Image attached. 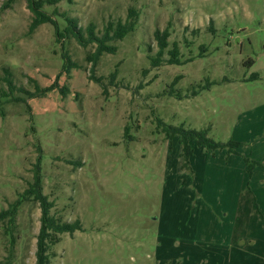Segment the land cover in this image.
Masks as SVG:
<instances>
[{"label": "rangeland", "instance_id": "374dc122", "mask_svg": "<svg viewBox=\"0 0 264 264\" xmlns=\"http://www.w3.org/2000/svg\"><path fill=\"white\" fill-rule=\"evenodd\" d=\"M8 0H0L1 6ZM136 12L91 72L95 45L58 43L46 23L32 34L26 0L0 10V90L8 69L21 102L0 114V209L35 172L61 221L49 264H264V0H61L45 6L89 24ZM58 29L66 22L56 17ZM170 35L163 62L155 30ZM176 43L179 64L168 51ZM68 55L75 67L63 71ZM191 60V61H189ZM100 78L96 82L91 77ZM43 95L27 97L16 88ZM66 88V94L61 93ZM205 131L217 149L182 154L172 129ZM231 143H238L232 145ZM0 264H35L40 208L23 202Z\"/></svg>", "mask_w": 264, "mask_h": 264}, {"label": "trees", "instance_id": "16d2710c", "mask_svg": "<svg viewBox=\"0 0 264 264\" xmlns=\"http://www.w3.org/2000/svg\"><path fill=\"white\" fill-rule=\"evenodd\" d=\"M61 0H26L27 9L32 15L31 22L28 28V34H32L42 24H52L55 27V36L58 43L66 38H73L82 47L88 45H95V50L87 55V60L92 62L91 72H93L99 57L102 54H112L116 51V46L112 42L121 41L125 36L132 33L136 27V12L133 9H129L128 17L125 22L118 21L115 24L108 23L101 36H97L95 33V27L93 24H89L85 29H82L77 25V21L74 18L67 17L65 13H58L54 10L53 14H48L45 10V6H56ZM12 0H8L1 6L0 10H5L9 7ZM71 2V0H67ZM56 17H61L66 22L64 31H60L57 25ZM170 32L167 28L164 30H155L154 38L157 43L158 51L154 57L151 58L152 65H158L163 62L164 51L168 47L167 39ZM169 58L166 60L170 64H179V48L176 43H173L172 48L168 51ZM66 60L63 71L69 73L70 69L75 67V64L71 62L68 55H63ZM191 61V60H189ZM5 77L3 82L6 84L8 91L0 90V114H2V108L4 104L10 102H21L22 97H16L13 95L15 89L11 74L8 69H4ZM92 80L100 82L101 79L97 77H91ZM54 86V85H53ZM53 86L46 89H40L35 84L37 93H32L22 88H16L19 94H25L27 97H34L37 94L43 95L49 90H52ZM66 88L61 91L63 95L66 94ZM180 134V143L182 146L183 157L187 160L192 156L193 149L192 144L195 143L199 146H205L210 149H217L221 144L213 142L206 137L205 131H194L172 129L170 135L174 136ZM232 145H238V143H231ZM33 201L39 205L40 208V226L36 236V251H35V264H49L52 254L50 253L51 247L56 245L61 240V235L65 233H72L76 230H80L81 226L78 221L73 223L61 221L55 215L51 214L52 203L48 201L46 195L42 193V180L39 172H35L33 180L29 183L27 189L19 196V198L11 203L7 209H0V223H5L4 233L9 235L12 242V230L15 225L16 215L23 202Z\"/></svg>", "mask_w": 264, "mask_h": 264}]
</instances>
